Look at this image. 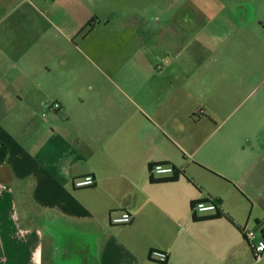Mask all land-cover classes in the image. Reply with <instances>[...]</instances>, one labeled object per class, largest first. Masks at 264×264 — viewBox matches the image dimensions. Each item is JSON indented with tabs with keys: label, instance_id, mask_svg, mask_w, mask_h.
I'll use <instances>...</instances> for the list:
<instances>
[{
	"label": "crops",
	"instance_id": "0c3cea01",
	"mask_svg": "<svg viewBox=\"0 0 264 264\" xmlns=\"http://www.w3.org/2000/svg\"><path fill=\"white\" fill-rule=\"evenodd\" d=\"M189 2L0 0V264H264L240 231L264 230V96L243 95L264 63L198 45L219 27ZM207 200L235 225L194 221Z\"/></svg>",
	"mask_w": 264,
	"mask_h": 264
},
{
	"label": "rangeland",
	"instance_id": "374dc122",
	"mask_svg": "<svg viewBox=\"0 0 264 264\" xmlns=\"http://www.w3.org/2000/svg\"><path fill=\"white\" fill-rule=\"evenodd\" d=\"M172 1V8L174 10L178 7V9L183 8V10L187 8V5H183L182 7L179 5L182 0ZM190 5H193V10H190L189 16L197 12L195 10L197 6L199 8V14H203L207 20L203 22V24H206L205 27L208 24H210L211 27L212 25L213 27H219V37L215 42L209 38H199L198 45H203L202 43L206 40H211L214 45L218 46L217 50L219 51L220 49L221 51L219 60L222 63L229 60L231 62H241L242 59H244V55L241 56L239 53H237V56L232 57V54L229 53V46L237 48V51L242 49V52L246 53V55L249 54V50H252V55H248L247 60L250 58L249 62L252 64L264 63V0H190L188 7H190ZM231 24L235 25L234 29L230 27ZM225 34H228L229 38L225 40L221 37L220 39V35L224 36ZM92 37L90 38L92 42L98 39L96 34ZM204 56L203 60H206L209 54L205 53ZM143 57L144 55H142V60ZM92 60L99 66V61L95 58H92ZM263 88L260 82L253 80L252 84L247 86V90L243 92V95L251 93L254 99L259 100L264 96ZM241 100L244 101V98H241ZM240 104L241 101L237 103V106H241ZM245 107L246 105L243 104L242 107L238 108L243 110ZM32 210L33 214H35V207H32ZM46 251L47 247L45 249V254Z\"/></svg>",
	"mask_w": 264,
	"mask_h": 264
},
{
	"label": "built area",
	"instance_id": "2783aa9c",
	"mask_svg": "<svg viewBox=\"0 0 264 264\" xmlns=\"http://www.w3.org/2000/svg\"><path fill=\"white\" fill-rule=\"evenodd\" d=\"M54 109H59L60 104L55 102L52 106ZM152 174L157 179L168 178L173 174V168L171 165H156ZM96 184V180L92 175H88L82 178H79L74 181L75 188H88L92 187ZM217 207L212 202H199L196 203L192 209L193 214L197 215V217L201 215L207 214H216ZM133 221V216L128 212H120L118 214H114L110 217V223L115 226H123L128 225ZM242 235L250 248L254 253V257L256 260H261L264 257V230L263 236H260L254 230L242 229ZM151 255H157L159 257V263L166 264L168 262L167 254L153 253Z\"/></svg>",
	"mask_w": 264,
	"mask_h": 264
},
{
	"label": "trees",
	"instance_id": "16d2710c",
	"mask_svg": "<svg viewBox=\"0 0 264 264\" xmlns=\"http://www.w3.org/2000/svg\"><path fill=\"white\" fill-rule=\"evenodd\" d=\"M92 24H93V22L88 23V25H86L82 29L80 34L86 32V31L89 32L91 27H92ZM6 158H7V149H6L5 146H2V147H0V162H5ZM159 164L160 165H171L169 163H155V164H151L149 166V172H150V182L152 184L176 182L182 177V178H185L186 180H188L196 188H198L197 185L194 183V181L186 174V172L184 170L177 169L175 166H172V165L171 166L173 168V174L170 177L163 178V179L155 178L153 176V174H152V170H153V168L156 165H159ZM199 202H212V203H214L216 205L217 211H216V214L214 216L206 217V218H199V217H197V215L193 214L192 219L194 221L198 222V221H204V220H212V219L224 218V219L228 220L230 223H232L233 225H235L233 219L228 214H226L223 210H221V208L219 207V205L215 201H211V200L195 201V202L192 203L191 208L193 209L194 205L196 203H199ZM240 231L242 232V228L240 229Z\"/></svg>",
	"mask_w": 264,
	"mask_h": 264
}]
</instances>
